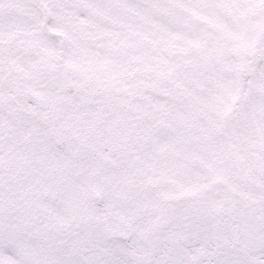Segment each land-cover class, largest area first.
<instances>
[{
	"label": "snow or ice",
	"instance_id": "snow-or-ice-1",
	"mask_svg": "<svg viewBox=\"0 0 264 264\" xmlns=\"http://www.w3.org/2000/svg\"><path fill=\"white\" fill-rule=\"evenodd\" d=\"M0 264H264V0H0Z\"/></svg>",
	"mask_w": 264,
	"mask_h": 264
}]
</instances>
